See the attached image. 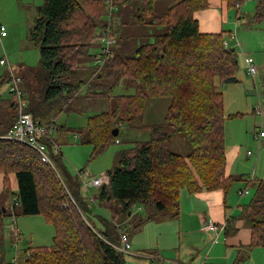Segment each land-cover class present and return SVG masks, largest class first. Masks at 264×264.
Wrapping results in <instances>:
<instances>
[{"label":"trees","instance_id":"obj_1","mask_svg":"<svg viewBox=\"0 0 264 264\" xmlns=\"http://www.w3.org/2000/svg\"><path fill=\"white\" fill-rule=\"evenodd\" d=\"M156 1L136 0L134 4L136 13L131 24L156 28L148 36L149 41L131 56L111 51L102 67L93 66L94 80L103 76L102 70L108 78L118 73L135 80V92L114 96L112 109L90 117L86 127L75 135L82 145L91 147L89 160H93L116 143L113 130L119 132L120 127L141 119L147 100L169 99L162 123L148 127V141L134 142L118 152V167L106 173L109 182L96 189L92 201L83 196L80 173L72 176L65 172L63 183L34 150L0 138L3 190L12 195L10 206H4L6 212L0 213V264H10L5 262L3 249V220L7 216H41L54 229L52 245L26 247L21 264H126L123 253L109 244L113 243L110 234L118 240L122 231L113 221L114 213L126 214L134 206H141L176 217L182 192H227L238 181L227 171L224 140L225 121L238 115L225 117L218 86L235 81V50L224 49L226 32L202 34L194 18L195 13L206 11L214 1L227 9H235L237 1L166 0L167 10L154 15ZM38 14L31 39L39 43L43 86L41 101L33 108L29 104L33 116L43 105L69 101L74 90L79 92L83 88V83L71 84L72 72L83 58L92 56L91 44L107 27L104 0H43ZM263 16L264 0H260L256 19ZM9 80L4 72L0 86ZM100 86L94 84L96 90ZM111 90L109 87L107 92L96 91L87 97L110 98ZM15 120L16 116L7 131ZM175 134L182 135L189 145L188 155L169 150L171 135ZM52 160L63 167L61 154ZM12 175L17 183L15 193L10 190ZM255 182L252 199L241 207L250 230L249 250L264 247V180ZM92 206L101 212L103 208L111 210L112 216L107 219L113 221V229L108 225L99 230L92 224ZM97 219L106 220L99 215Z\"/></svg>","mask_w":264,"mask_h":264},{"label":"rangeland","instance_id":"obj_2","mask_svg":"<svg viewBox=\"0 0 264 264\" xmlns=\"http://www.w3.org/2000/svg\"><path fill=\"white\" fill-rule=\"evenodd\" d=\"M259 1L248 0L241 8L238 19L236 10L230 9L228 15L230 21L223 25V32L235 33L237 42L240 44L237 46L234 40L225 35L224 38L230 44V48L235 50L238 72L234 82L229 85H218L224 100L225 117L238 115L232 120L227 119L224 125L225 149L228 151L236 147L238 155L232 173L238 176L244 175L254 181L261 180L258 173H264V137L259 142L254 138V134L260 130L264 133V16L259 20L256 19V6ZM119 2V12L112 16L110 22L108 16H105L104 22L109 24L111 34L116 39L111 50L121 55L131 56L136 48L149 41L148 36L154 33L156 28L148 24H131L133 15L136 13L134 5L136 0H120ZM42 5L43 0H0V25L7 30V36L0 42V59L6 58L8 62V66L0 67V75L4 72L8 73L10 67L15 76L22 77L20 88L31 108L42 99L43 82L39 43L31 39L36 20L39 18L38 8ZM166 10V0H157L154 15L164 13ZM96 44L92 43L91 49L95 47L99 50L101 45ZM244 56L252 58L258 69V74L254 79L246 74ZM101 72L103 76L94 80L92 61L90 57L83 58L71 75V84L77 86L83 83V88L79 92L74 90L69 101L46 104L35 111L36 122L43 126L49 125L54 129L53 143L60 148V154L63 157V167L56 165L55 162L54 167L63 183L66 182L65 172L72 176L85 172L96 177L115 170L118 167V152L130 148L134 142L148 141L151 137L148 127L162 123L163 115L169 106L167 98L147 100L141 119L119 128L115 136L118 143L113 142L98 157L89 160L92 149L79 142L75 135L76 132L86 127L90 117L111 110L114 96L131 95L135 92L136 86L133 79L121 77L118 73L108 78L103 70ZM94 84L101 86L96 90ZM109 87L112 89L110 98L87 97L92 92H107ZM9 89L10 81L0 86V134L7 131L15 116V110L12 108L14 100ZM259 106L263 112L261 117L254 114V109ZM41 109L44 110L42 113ZM169 150L181 156L190 153L189 145L180 134L171 135ZM247 152L252 154L250 158H247ZM88 175H82V177L85 178ZM236 184L232 191L238 190L239 187L243 190L242 184ZM248 188L249 196H243V200L238 196L239 191H237L236 200L240 206H245L243 204L245 200L252 199L254 187L249 186ZM16 189V179L12 175L10 190L15 193ZM95 192L93 188L88 190L90 194H95ZM184 195L187 196L186 192ZM11 202L12 195L3 190L2 175H0V206L9 207ZM180 203L183 204L182 201ZM182 204L179 210L180 215L176 217H171L166 211L158 212L152 207L141 206H134L129 216L127 213H114V223L125 230L131 242L130 252L158 253L157 257L161 260L159 264H190L191 259L196 262L200 256L203 263L208 255L207 248L200 241L188 240V235L195 230V222H187L191 208L184 207ZM234 207L238 210V218L248 227L241 215L240 207L236 205ZM92 213L91 222L97 229L104 230V227L108 225L113 229V221L107 219L112 216L109 208H103L101 212L92 206ZM97 215L106 220L99 222ZM12 219L13 217L7 216L3 220V249L6 263L11 264L17 256L18 263L21 264L20 258L24 249L29 246L28 244L31 247L52 245L54 229L41 216L17 215L14 216V223L18 232L22 234L20 236L22 240L15 246L14 239L8 238V228L10 224L12 225ZM110 235L113 240L112 244H118L116 237H113L114 234ZM180 246L182 250L177 251ZM244 257L245 254L242 252L237 260H242ZM123 259L126 264H152L147 260L132 258L126 253H123ZM236 264H241V262Z\"/></svg>","mask_w":264,"mask_h":264},{"label":"crops","instance_id":"obj_3","mask_svg":"<svg viewBox=\"0 0 264 264\" xmlns=\"http://www.w3.org/2000/svg\"><path fill=\"white\" fill-rule=\"evenodd\" d=\"M118 5H120V2H118ZM229 12L230 9H227L223 3L214 1L211 3V5L206 11L195 13L194 18L198 22L199 32L202 34H217L223 32L224 31L223 25H225V23H228V21H230V18L228 16ZM226 34L229 38L232 32L228 31L226 32ZM239 45L240 44L238 43V46ZM93 49H95V47H93ZM93 49H91L92 53L90 51V53L92 54L90 59L94 66L95 60L98 54H100L101 47L99 48L100 51ZM152 125H157V124H152ZM53 134H54V129H53ZM53 134H52V139H53ZM250 157L251 156H247V158ZM225 159L227 163L228 173L233 178L238 180L236 182L237 184L235 183L236 185L242 184L244 186L243 190L246 189L248 191L249 186L254 187L256 183L255 181H259V180H255V181L253 180L252 182H250V184H248L249 182L247 181L248 177L244 175L238 176L232 173L234 164L238 159V155L236 153V147H232L228 151H226L225 149ZM258 174H259V179L263 180L264 173H258ZM235 184L227 192H223L222 190H217V191L202 192L199 194L187 195V196L184 195L185 192L181 193L179 199V210L182 204L180 203V201H182L183 202L182 205H184V207L191 208L189 210L190 214L187 219V222L188 223H192L193 221L195 222V230H193L192 234L188 235L189 236L188 240L200 241L205 246V248H207V254H208L206 260L203 263L200 260L201 257L200 256L196 262H194L191 259L190 264H206L207 262H209V264H233L237 261L239 255L242 252L245 254V257L242 258L241 264H264V247L251 249V250H249L247 247L250 241V230L249 227H246L244 223L240 220V218H238V210H236L234 207V205L240 207V212H241L242 206H240V204L237 203L236 198L238 193L237 191H243V190L241 189V187H239L238 190L234 189L232 191ZM245 196H249V194ZM242 200L241 202H243ZM248 201H250V199L245 200L243 204L246 205ZM179 215H180V211L178 216ZM229 217H232L234 221V225H226V228L224 232L220 234L218 241L216 243H212L213 240L215 239V234L211 231L203 232L202 231L203 224H205V221L207 219H212V221L215 223H222L225 220H227ZM8 238H11V236L9 235ZM28 245L30 246V244ZM181 250L182 249L180 246L177 251H181ZM130 251L126 254L130 255L132 258L147 260L149 262H152V264L154 263L159 264L161 262L160 258L157 257L159 256L158 253L150 254L147 252L143 253L138 251L140 253L139 254ZM179 263H183V262H179ZM167 264H176V263H167Z\"/></svg>","mask_w":264,"mask_h":264},{"label":"built area","instance_id":"obj_4","mask_svg":"<svg viewBox=\"0 0 264 264\" xmlns=\"http://www.w3.org/2000/svg\"><path fill=\"white\" fill-rule=\"evenodd\" d=\"M235 4V10L237 13V19L240 16V10L242 8V5L247 0H236ZM106 6H107V16L109 18V22L111 21V18L114 14L118 12V0H104ZM108 22V23H109ZM7 36V30L3 25H0V42L3 38ZM231 40H234L236 45L238 46V42L236 39L235 33H232L229 37ZM96 43L101 45V51L100 54H98L94 66H97L98 68L102 67L104 61L107 57H110L112 54L111 46L116 43V39L111 34V29L109 24H107L106 30L101 32L99 36L97 37ZM223 47L224 49H229L230 45L229 43L224 40L223 41ZM244 65L246 69V74L251 76L253 79L258 74V69L256 65L254 64V61L252 58L244 56ZM8 66V62L6 58L0 59V67H6ZM9 72V78H10V93L13 96L14 100V110H15V116L16 120L13 124V126L0 138L6 139V140H12L19 143H22L32 150H34L40 157L41 162L49 165L52 170L57 175L58 179L62 182L60 179L52 160L53 156H57L60 154V149L56 144L53 143L52 134H53V128H51L49 125L43 126L39 122L35 121V118L33 116V113L30 111L28 101L26 100L23 91L20 88L21 84V77L15 76L11 68H8ZM254 114L256 116H263V112L261 107H256L254 109ZM264 137V133L262 130H260L258 133L254 134L255 140L258 142ZM43 140L48 141L49 144L44 142ZM118 143V141H116ZM252 154L250 152H247V156H251ZM84 172V171H83ZM82 175H88L87 173H81L78 175V181L81 184V188L83 191V196L90 198V201H92V194L88 193V190L93 188L97 189L102 185H107L109 182L108 176L106 173H102L99 176L92 177L88 175L87 177H82ZM247 181L251 182L253 181L252 178H248ZM87 192V194H86ZM249 192L245 189L243 191H239V196L243 197L245 195H248ZM13 203L16 204L17 202L15 199H13ZM226 225H234V221L232 217H229L227 220H225L222 223H215L212 221V219H207L205 221V224L202 226L203 232H213L215 234V239L212 243H216L218 241V238L222 232H224ZM9 235L14 239V245L17 246L19 242H21V234L17 231L14 218L12 219V225H9L8 228ZM116 251L121 253H128L131 249V244L128 239V236L125 231H120L118 234V244H112L109 243ZM18 261L17 256L13 259L12 264H16Z\"/></svg>","mask_w":264,"mask_h":264},{"label":"water","instance_id":"obj_5","mask_svg":"<svg viewBox=\"0 0 264 264\" xmlns=\"http://www.w3.org/2000/svg\"><path fill=\"white\" fill-rule=\"evenodd\" d=\"M117 134H118L117 129H115V130L112 131V136H113V137L117 136ZM1 212H2V213H5V212H6V210H5L4 207H2V208L0 209V213H1ZM127 215L129 216V215H130V212H128Z\"/></svg>","mask_w":264,"mask_h":264}]
</instances>
